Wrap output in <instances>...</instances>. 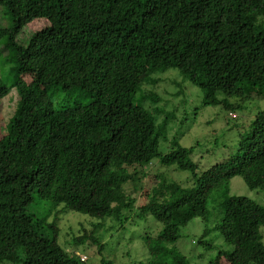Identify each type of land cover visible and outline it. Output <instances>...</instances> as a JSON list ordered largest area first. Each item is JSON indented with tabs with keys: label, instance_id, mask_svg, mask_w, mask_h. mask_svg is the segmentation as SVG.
Returning <instances> with one entry per match:
<instances>
[{
	"label": "trees",
	"instance_id": "1",
	"mask_svg": "<svg viewBox=\"0 0 264 264\" xmlns=\"http://www.w3.org/2000/svg\"><path fill=\"white\" fill-rule=\"evenodd\" d=\"M0 7L11 21L0 28L10 64L0 100L12 89L17 96L0 137V264H86L60 245V213L122 225L135 209L161 224L143 239L145 264H193L174 246L193 219L203 224L198 244L215 252L205 264H264V206L229 190L234 177L264 190V110L226 159L196 172L192 148L160 152L174 116L156 92L163 81L156 75L174 70L200 89L202 106L240 109L243 85L264 84V30L250 18L264 12V0H0ZM41 18L47 26L20 43L24 26ZM55 91L67 95L58 107ZM77 95L89 101L74 102ZM234 97L239 102L228 103ZM154 160L190 172L193 185H163L165 201L137 208L126 186L137 192ZM36 201L53 213L50 222L30 213ZM95 230L74 243L101 251ZM217 237L232 249L215 248Z\"/></svg>",
	"mask_w": 264,
	"mask_h": 264
},
{
	"label": "rangeland",
	"instance_id": "2",
	"mask_svg": "<svg viewBox=\"0 0 264 264\" xmlns=\"http://www.w3.org/2000/svg\"><path fill=\"white\" fill-rule=\"evenodd\" d=\"M250 18L264 30V12ZM47 24V20L43 18L29 22L24 26L18 41L25 45L34 32L43 29ZM10 25L11 21L4 13V7H0V28H7ZM8 56V50L4 49V43L0 42V77H4L5 80L10 67L6 62ZM157 76L163 80L156 85V92L163 99L158 106L164 108L165 114L173 113L174 116L169 120L168 140L160 142L159 150L164 154L177 146L192 148L191 158L197 165L196 172L206 171L226 159L234 151L240 135L247 133L256 113L264 110V84L249 90L248 83H245L243 87L248 97L240 101V109L233 112L235 117H231L219 106H202L203 94L200 89L183 81L177 71L168 70ZM24 78L28 80L29 77L24 76ZM176 92L178 95L175 94ZM214 95L218 100L225 98L219 89L215 90ZM66 96L62 91H55L51 95L53 106L58 107ZM16 100L14 89L0 100V137L6 130L7 120L15 109ZM75 101L86 103L89 98L77 95ZM74 102L69 103L73 105ZM236 102H239L238 98H228V103ZM144 172L146 176L142 179L141 187L137 192L130 190L129 185L126 186V190L136 199L137 208L151 202L165 201L167 193L163 185L176 183L183 188H190L194 182L190 172L179 170L175 166H163L158 160L146 166ZM229 190L231 195L244 196L264 206V190H250L240 177L231 179ZM47 210V206L39 205L38 201L29 209L37 218H44L50 222L53 213ZM52 211L54 212V209ZM133 211L129 219L122 221L121 225V221L111 218L99 221L80 213L64 210L58 216L57 222L60 230L59 243L69 252L73 251L80 258H84L86 264H101L103 259L112 261L113 264H145L148 260V251L143 239L145 236L158 235L161 224L148 214H138V209ZM93 225L96 229V238L103 246L101 251L96 244L74 243V239L83 236L85 231L91 232ZM202 233L203 224L200 220L193 219L185 227L180 228V239L174 245L193 264H205L215 256L214 251H205L201 244H198ZM260 233L264 244V226L260 228ZM216 234L211 233L206 240L215 238ZM215 240V248L226 251L232 249L220 237Z\"/></svg>",
	"mask_w": 264,
	"mask_h": 264
},
{
	"label": "built area",
	"instance_id": "3",
	"mask_svg": "<svg viewBox=\"0 0 264 264\" xmlns=\"http://www.w3.org/2000/svg\"><path fill=\"white\" fill-rule=\"evenodd\" d=\"M229 115L231 116V117H235V114H233V113H229ZM82 261L84 260V258H80Z\"/></svg>",
	"mask_w": 264,
	"mask_h": 264
},
{
	"label": "clouds",
	"instance_id": "4",
	"mask_svg": "<svg viewBox=\"0 0 264 264\" xmlns=\"http://www.w3.org/2000/svg\"><path fill=\"white\" fill-rule=\"evenodd\" d=\"M236 116V115H235ZM80 257V256H79Z\"/></svg>",
	"mask_w": 264,
	"mask_h": 264
}]
</instances>
